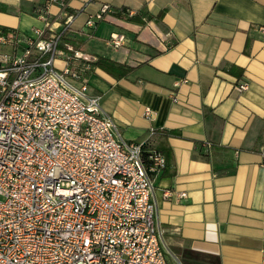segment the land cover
Here are the masks:
<instances>
[{
	"label": "crops",
	"instance_id": "crops-1",
	"mask_svg": "<svg viewBox=\"0 0 264 264\" xmlns=\"http://www.w3.org/2000/svg\"><path fill=\"white\" fill-rule=\"evenodd\" d=\"M0 29L65 33L74 50L132 67L116 78L90 66L87 93L124 141L165 158L153 198L167 248L183 264H264V0H0ZM203 143L225 150L211 163Z\"/></svg>",
	"mask_w": 264,
	"mask_h": 264
},
{
	"label": "built area",
	"instance_id": "built-area-1",
	"mask_svg": "<svg viewBox=\"0 0 264 264\" xmlns=\"http://www.w3.org/2000/svg\"><path fill=\"white\" fill-rule=\"evenodd\" d=\"M60 35L0 29V46L13 49L0 53V264H183L164 243L153 198L165 158L152 149L144 160L141 145L124 141L100 97L87 93L97 59L60 49ZM125 42L110 35L115 48Z\"/></svg>",
	"mask_w": 264,
	"mask_h": 264
},
{
	"label": "trees",
	"instance_id": "trees-1",
	"mask_svg": "<svg viewBox=\"0 0 264 264\" xmlns=\"http://www.w3.org/2000/svg\"><path fill=\"white\" fill-rule=\"evenodd\" d=\"M125 14V13H124ZM125 16H127L125 14ZM127 21H134V17H125ZM2 31H6V29H1ZM68 42V37L65 33H61L59 38V48H63L64 45ZM65 43V44H64ZM68 44V43H67ZM76 51V50H75ZM90 66L99 67L106 73L115 76L116 78H123L126 77L132 70V67L122 65L104 58H98L95 63H92ZM143 150V149H142ZM225 150L224 147L216 146L211 144L210 149L207 150L204 147V143L199 146V153L202 157V159L207 160L211 163L214 162V158L219 155V153H222ZM147 152V151H146ZM146 152L144 153V160Z\"/></svg>",
	"mask_w": 264,
	"mask_h": 264
},
{
	"label": "rangeland",
	"instance_id": "rangeland-1",
	"mask_svg": "<svg viewBox=\"0 0 264 264\" xmlns=\"http://www.w3.org/2000/svg\"><path fill=\"white\" fill-rule=\"evenodd\" d=\"M6 48V47H5ZM1 49V48H0ZM2 50H7V49H4V48H2ZM6 52V51H5Z\"/></svg>",
	"mask_w": 264,
	"mask_h": 264
}]
</instances>
